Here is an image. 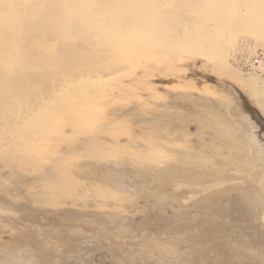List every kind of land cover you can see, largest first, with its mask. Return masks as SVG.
<instances>
[{
	"label": "rangeland",
	"instance_id": "374dc122",
	"mask_svg": "<svg viewBox=\"0 0 264 264\" xmlns=\"http://www.w3.org/2000/svg\"><path fill=\"white\" fill-rule=\"evenodd\" d=\"M159 52L2 117L0 264H264V97Z\"/></svg>",
	"mask_w": 264,
	"mask_h": 264
},
{
	"label": "bare ground",
	"instance_id": "6f19581e",
	"mask_svg": "<svg viewBox=\"0 0 264 264\" xmlns=\"http://www.w3.org/2000/svg\"><path fill=\"white\" fill-rule=\"evenodd\" d=\"M164 2L172 8L159 10L161 0H0V120L30 109L42 82L75 70L98 79L138 49L153 59L161 48L209 56L230 81L264 97V0ZM258 104L264 111V98Z\"/></svg>",
	"mask_w": 264,
	"mask_h": 264
},
{
	"label": "built area",
	"instance_id": "2783aa9c",
	"mask_svg": "<svg viewBox=\"0 0 264 264\" xmlns=\"http://www.w3.org/2000/svg\"><path fill=\"white\" fill-rule=\"evenodd\" d=\"M258 53H261V50L260 51H258ZM261 55H259V57H260ZM254 62H256V59H255V61ZM248 64H250L249 62L248 63H245V64H242L241 63V66L243 65L244 67L243 68H246V69H249V66H248ZM256 64V63H255Z\"/></svg>",
	"mask_w": 264,
	"mask_h": 264
}]
</instances>
